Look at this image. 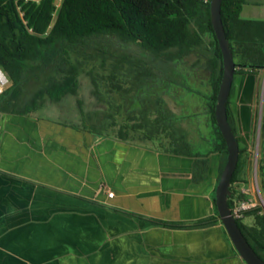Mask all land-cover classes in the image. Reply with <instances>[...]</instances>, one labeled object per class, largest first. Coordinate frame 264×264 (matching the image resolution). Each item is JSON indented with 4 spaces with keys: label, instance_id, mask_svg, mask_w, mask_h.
Segmentation results:
<instances>
[{
    "label": "crops",
    "instance_id": "crops-1",
    "mask_svg": "<svg viewBox=\"0 0 264 264\" xmlns=\"http://www.w3.org/2000/svg\"><path fill=\"white\" fill-rule=\"evenodd\" d=\"M241 17L264 21V0H247ZM259 107L264 68L237 67L228 108L247 168ZM42 109L0 111V264H246L221 220L194 228L216 215L226 165L219 142L200 179L194 157L101 136Z\"/></svg>",
    "mask_w": 264,
    "mask_h": 264
},
{
    "label": "trees",
    "instance_id": "trees-1",
    "mask_svg": "<svg viewBox=\"0 0 264 264\" xmlns=\"http://www.w3.org/2000/svg\"><path fill=\"white\" fill-rule=\"evenodd\" d=\"M246 1L223 0L222 21L237 67L263 69L264 21L241 17ZM109 36L117 37L122 44H136L147 53L151 63L170 65L193 59L195 64L203 62L207 65L212 91V121L222 141L217 150L226 162L227 145L215 118L223 59L211 22L210 3L204 4L202 0H62L60 5L57 0H0V67L10 84L0 96V111L27 115L48 103L56 104L67 96H77L80 68L72 53H78L81 47ZM207 38L209 44L205 46ZM37 72L45 78L50 73L53 76L47 77L45 84L25 101L29 76ZM144 74L153 75L146 71ZM161 102L162 118L157 117L154 122L162 121V130L168 133L165 150L196 158L197 175L204 179L207 160L192 154L188 136L174 125L175 114L165 108L164 112L165 102L163 99ZM78 105L84 115L82 102L79 101ZM227 114L236 135L229 108ZM83 128L104 136L94 127L84 125ZM247 159V150L240 147L239 162L230 189V208L235 201L247 199V195L233 188L234 184L247 183ZM247 217H253L251 225L244 222ZM244 218L237 219V223L251 247L264 260L262 208L259 206L246 212ZM219 222L216 208L214 217L198 221L194 228H207ZM162 224L183 228V225Z\"/></svg>",
    "mask_w": 264,
    "mask_h": 264
},
{
    "label": "rangeland",
    "instance_id": "rangeland-1",
    "mask_svg": "<svg viewBox=\"0 0 264 264\" xmlns=\"http://www.w3.org/2000/svg\"><path fill=\"white\" fill-rule=\"evenodd\" d=\"M61 2L57 0L58 5ZM208 44L209 38L205 46ZM72 58L80 68L78 95L67 96L60 103H48L41 111L71 125L94 127L105 137H125L165 150L168 133L163 132L162 121L154 122L162 116L160 106L163 99V111L165 108L175 114L174 125L188 136L192 154L211 164L215 144L222 141L212 121L210 71L205 63L195 64L193 59L170 65L151 63L139 46L122 44L115 36L99 38L81 47L78 53H72ZM144 71L153 75L149 77ZM52 76L50 73L47 77ZM29 77L25 101L45 84L47 78L40 72L31 73ZM263 114H260L259 107L257 143L246 170L247 183L236 184L234 188L241 193L243 190L248 192L249 198H256L264 214L256 189L258 183L264 199L260 163ZM253 221V217L244 220L248 225Z\"/></svg>",
    "mask_w": 264,
    "mask_h": 264
},
{
    "label": "water",
    "instance_id": "water-1",
    "mask_svg": "<svg viewBox=\"0 0 264 264\" xmlns=\"http://www.w3.org/2000/svg\"><path fill=\"white\" fill-rule=\"evenodd\" d=\"M222 2L223 0H211L210 3L211 22L223 59V77L215 106V118L217 127L226 142L228 152L226 165L216 188L215 204L222 225L242 260L246 264H264V260L258 256L245 238L229 206V199L232 196L230 189L233 175L239 162L240 146L237 136L229 123L227 114L228 102L237 64L234 60L230 41L226 36L222 21Z\"/></svg>",
    "mask_w": 264,
    "mask_h": 264
},
{
    "label": "built area",
    "instance_id": "built-area-1",
    "mask_svg": "<svg viewBox=\"0 0 264 264\" xmlns=\"http://www.w3.org/2000/svg\"><path fill=\"white\" fill-rule=\"evenodd\" d=\"M204 4L211 3V0H202ZM9 83V79L6 75V73L2 70L0 67V96L2 95L4 89L7 87ZM257 193L260 197V200L262 201V206H264V199L261 194V191L259 189L258 183L256 186ZM242 191V190H241ZM243 194L247 195V199L241 200V201H235L233 207L231 208V213L233 217L237 219H243L245 217V213L248 211H251L257 207L260 206L256 198H249V193L246 191H242ZM110 197H113V193H109ZM261 207V206H260Z\"/></svg>",
    "mask_w": 264,
    "mask_h": 264
},
{
    "label": "flooded vegetation",
    "instance_id": "flooded-vegetation-1",
    "mask_svg": "<svg viewBox=\"0 0 264 264\" xmlns=\"http://www.w3.org/2000/svg\"><path fill=\"white\" fill-rule=\"evenodd\" d=\"M167 145H168V142H167ZM236 184L233 185V188L235 187Z\"/></svg>",
    "mask_w": 264,
    "mask_h": 264
}]
</instances>
